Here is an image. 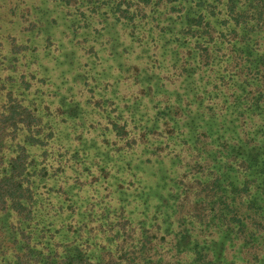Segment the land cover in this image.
Returning a JSON list of instances; mask_svg holds the SVG:
<instances>
[{
	"label": "trees",
	"instance_id": "trees-1",
	"mask_svg": "<svg viewBox=\"0 0 264 264\" xmlns=\"http://www.w3.org/2000/svg\"><path fill=\"white\" fill-rule=\"evenodd\" d=\"M27 9L6 50L0 23V264H264V0Z\"/></svg>",
	"mask_w": 264,
	"mask_h": 264
},
{
	"label": "rangeland",
	"instance_id": "rangeland-1",
	"mask_svg": "<svg viewBox=\"0 0 264 264\" xmlns=\"http://www.w3.org/2000/svg\"><path fill=\"white\" fill-rule=\"evenodd\" d=\"M18 4V9L16 11H11L10 8L15 4ZM40 0H0V23L2 24V30L4 37L7 34L13 33L16 34L20 41H25L30 35L31 31L28 28H31V20H35L42 13L41 12H32L27 9V6L32 4H38ZM55 2L49 1L47 5L49 8H55ZM50 24L45 21V25L42 27L44 30H49ZM5 42V50L8 49L9 39L6 37L3 39ZM26 60L23 59L20 63H24ZM43 62V61H42ZM52 62H49L47 65L52 66ZM22 70L26 69V66L22 64Z\"/></svg>",
	"mask_w": 264,
	"mask_h": 264
}]
</instances>
